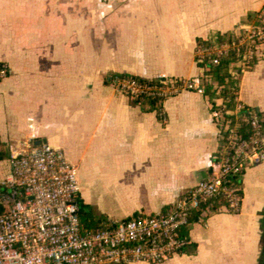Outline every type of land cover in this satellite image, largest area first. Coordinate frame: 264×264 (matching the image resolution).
Returning a JSON list of instances; mask_svg holds the SVG:
<instances>
[{
    "label": "crops",
    "instance_id": "0c3cea01",
    "mask_svg": "<svg viewBox=\"0 0 264 264\" xmlns=\"http://www.w3.org/2000/svg\"><path fill=\"white\" fill-rule=\"evenodd\" d=\"M264 0H0V179L12 151L41 142L77 168L80 199L121 220L164 209L207 175L217 127L206 94L182 90L158 110L111 79L191 77L198 41L250 18ZM252 19V18H251ZM238 99L264 120V57ZM3 163V164H1ZM238 212L193 218L184 251L158 264H264V161L241 178ZM129 264H149L134 262Z\"/></svg>",
    "mask_w": 264,
    "mask_h": 264
},
{
    "label": "built area",
    "instance_id": "2783aa9c",
    "mask_svg": "<svg viewBox=\"0 0 264 264\" xmlns=\"http://www.w3.org/2000/svg\"><path fill=\"white\" fill-rule=\"evenodd\" d=\"M263 57L264 6L252 19L197 43V75L111 79L117 91L132 99L163 100L182 90L205 94L207 86L212 92L206 96L217 127V147L209 157L207 175L157 213L107 219L103 226L85 230L78 217L77 168L63 151L47 142L12 151L9 172L0 179V264L160 263L189 245L182 231L193 218L203 221L216 211L238 212L244 171L264 161V120L238 99V84L240 75ZM224 58L235 80L229 87L232 96L224 95L226 86L208 73ZM7 73L0 62V79ZM159 117L166 119L163 111Z\"/></svg>",
    "mask_w": 264,
    "mask_h": 264
},
{
    "label": "trees",
    "instance_id": "16d2710c",
    "mask_svg": "<svg viewBox=\"0 0 264 264\" xmlns=\"http://www.w3.org/2000/svg\"><path fill=\"white\" fill-rule=\"evenodd\" d=\"M254 15L251 17L253 18ZM250 18V19H251ZM199 43L201 41H198ZM229 62L228 58H224L221 60V62L218 65L211 66L208 73L210 77L215 80L219 84H224L225 90H224V95H231V86L235 82V80L231 77L229 71L227 70V64ZM139 80H142L141 78H138ZM150 83H153V81H149ZM205 94H211L212 92L210 88L207 86L205 90ZM139 101V100H145L151 108H155L158 110V113L161 111V99L153 96H145V97H137L133 99V101ZM8 155L5 151L0 150V159L6 158ZM78 206H79V211H78V217L80 223L83 225L85 230L89 229H96L101 226L106 222V218L100 215H97L91 205L88 203H85L83 200L78 199Z\"/></svg>",
    "mask_w": 264,
    "mask_h": 264
},
{
    "label": "rangeland",
    "instance_id": "374dc122",
    "mask_svg": "<svg viewBox=\"0 0 264 264\" xmlns=\"http://www.w3.org/2000/svg\"><path fill=\"white\" fill-rule=\"evenodd\" d=\"M1 164H3V163H1ZM149 264H158V263H149Z\"/></svg>",
    "mask_w": 264,
    "mask_h": 264
}]
</instances>
